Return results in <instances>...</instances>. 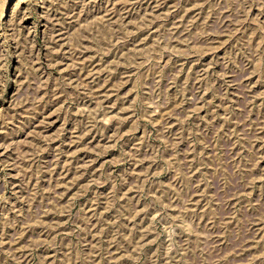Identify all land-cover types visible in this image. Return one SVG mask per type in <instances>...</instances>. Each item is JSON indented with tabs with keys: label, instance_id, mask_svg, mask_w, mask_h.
Returning <instances> with one entry per match:
<instances>
[{
	"label": "rangeland",
	"instance_id": "374dc122",
	"mask_svg": "<svg viewBox=\"0 0 264 264\" xmlns=\"http://www.w3.org/2000/svg\"><path fill=\"white\" fill-rule=\"evenodd\" d=\"M0 264H264V0H0Z\"/></svg>",
	"mask_w": 264,
	"mask_h": 264
}]
</instances>
